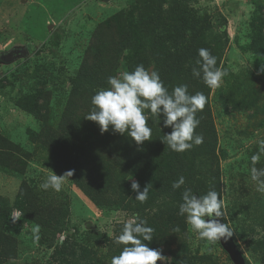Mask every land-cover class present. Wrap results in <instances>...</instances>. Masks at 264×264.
Listing matches in <instances>:
<instances>
[{
    "label": "rangeland",
    "instance_id": "rangeland-1",
    "mask_svg": "<svg viewBox=\"0 0 264 264\" xmlns=\"http://www.w3.org/2000/svg\"><path fill=\"white\" fill-rule=\"evenodd\" d=\"M186 1L195 16L209 17L213 34L220 33L225 21L228 44L219 67L228 75L219 87L211 88L208 98L217 149L226 153L219 162L224 218L244 260L264 264V194L256 190L250 173L251 156L264 139V61L250 49L252 30L259 24L253 23L254 14L261 7L264 19V0ZM126 8L127 0H0V136L21 147L20 160L25 166L23 174L0 166V197L14 201L22 181L40 186L53 172L38 139L44 123L14 104L21 88L49 95L47 124L53 128L68 93L67 80L78 68L93 33L108 21L103 28L107 37L115 27L121 30L120 12ZM46 71L58 78L51 74L46 80ZM21 80L25 81L22 87ZM33 81L37 82L34 87ZM11 160L21 166L14 154ZM208 165L200 172H207ZM255 167L264 168V158ZM133 181L140 185L131 176L124 179L130 187L125 197L130 201L110 207H97L68 178L59 192L45 190L43 194L52 195L48 202L68 204L64 229L54 238L39 225V233L34 232L37 224L13 210V222L7 228L17 241L13 264H111V245L133 217L152 225L156 235L152 246L166 257L157 264H174L192 255L196 256L194 264H232L220 245L200 238L185 216L164 213L157 198L149 209L138 212L134 203L146 204L149 198L142 203L135 200Z\"/></svg>",
    "mask_w": 264,
    "mask_h": 264
},
{
    "label": "trees",
    "instance_id": "trees-1",
    "mask_svg": "<svg viewBox=\"0 0 264 264\" xmlns=\"http://www.w3.org/2000/svg\"><path fill=\"white\" fill-rule=\"evenodd\" d=\"M192 12L186 0H127V8L120 12L121 30L115 27L114 34L107 37L103 28L108 21L93 33L78 68L67 80L68 93L53 128L47 124L49 95L34 88L23 89L25 81L21 80L22 88L14 104L44 123L38 139L51 160V170L53 173L73 170L69 182L97 207L121 205L123 200L129 202L131 198L127 199L125 194L130 187L124 182L128 176L140 182L141 190L147 186L151 191H148L149 202L134 203L138 212L149 209L157 198L164 213H178L185 188H191L193 194L200 197L209 190L221 194L219 162L226 153L217 149V135L208 100L211 87L202 78H193L191 68L200 59V48L209 49L217 57L219 67L228 35L224 20L220 33L213 34L209 17L204 16L202 20ZM260 12L261 7H258L253 23L257 21L259 24L252 30L254 38L250 49L264 61V19ZM140 64L150 71H157L170 93L174 87L186 84L189 94L202 92L206 96L205 107L197 111L200 124L194 133L203 136L202 144L182 153L172 151L164 141L163 136L171 132V127L163 126V115L156 119L148 113L152 137L141 145L127 134L114 132L111 126L102 133L95 122L85 119L92 108L91 97L97 90L109 87L108 77L116 76L119 70L134 71ZM46 73V80L52 78L51 74L58 78L53 72ZM32 83L33 87L37 84L35 81ZM7 139L0 136V166L23 174L25 166L20 160L23 150ZM12 154L21 166L11 160ZM206 164H209L208 171L201 173ZM180 176L185 178V184L173 190L171 185ZM44 191L39 183L22 181L14 201L0 197V264H13L17 259L16 238L7 232L13 222V210L19 211L20 217L42 226L52 238L64 229L68 204L48 202L52 195H45ZM219 219L226 223L224 216ZM155 238L153 232V239L143 243L153 248ZM123 247L114 241L112 255H119ZM195 257L184 256L174 264H194Z\"/></svg>",
    "mask_w": 264,
    "mask_h": 264
},
{
    "label": "clouds",
    "instance_id": "clouds-1",
    "mask_svg": "<svg viewBox=\"0 0 264 264\" xmlns=\"http://www.w3.org/2000/svg\"><path fill=\"white\" fill-rule=\"evenodd\" d=\"M198 57L200 59L191 68L193 78H202L211 88L219 87L223 78L228 75L227 70L217 66V57L207 48H200ZM107 83L109 87L97 90L91 97L92 108L85 117L95 122L102 133L107 132L111 126L114 132L127 134L137 145H141L152 137V128L148 124L150 113L156 119L163 115V126L171 127V132L163 137L172 151L182 153L203 143V136L194 134L200 124L197 111L203 110L207 102L202 92L189 94L188 86L181 84L170 93L159 73L149 71L143 64L137 65L134 71L109 76ZM258 146V151L251 156L253 166L250 173L251 180L256 183V190L264 194V168L255 167L264 158V139L258 141ZM72 175L73 170H68L61 176L51 172L40 184V188L59 192L65 179ZM184 184L185 178L180 176L171 187L176 190ZM131 190L136 193L135 200L142 203L148 199L147 186L141 190L139 183L133 181ZM178 214L185 216L186 223L191 225L197 235L209 242L228 239L233 235L231 228L218 219L225 212L224 200L216 190H209L200 197L194 195L191 188H185ZM34 232L39 233L38 225ZM153 232L154 229L147 221L139 217L126 222L115 240L116 244L124 247L119 255L111 258V264H156L158 260L164 262L166 257L161 250L143 243L153 239ZM36 239H39L38 235Z\"/></svg>",
    "mask_w": 264,
    "mask_h": 264
},
{
    "label": "water",
    "instance_id": "water-1",
    "mask_svg": "<svg viewBox=\"0 0 264 264\" xmlns=\"http://www.w3.org/2000/svg\"><path fill=\"white\" fill-rule=\"evenodd\" d=\"M220 222L222 223L221 220ZM218 243L222 248V250L227 254L232 264H245V260L243 256L241 255L240 251L237 249L231 237L228 239L221 238V240H219Z\"/></svg>",
    "mask_w": 264,
    "mask_h": 264
}]
</instances>
